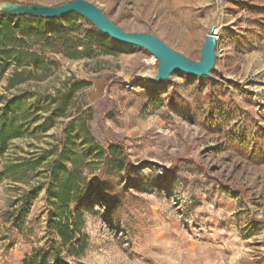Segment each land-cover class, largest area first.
<instances>
[{
	"label": "rangeland",
	"instance_id": "obj_1",
	"mask_svg": "<svg viewBox=\"0 0 264 264\" xmlns=\"http://www.w3.org/2000/svg\"><path fill=\"white\" fill-rule=\"evenodd\" d=\"M85 1L193 61L215 25L216 65L158 83L149 51L77 14L31 25L38 66L0 72L17 136L0 156V264H264V0ZM71 173L75 257L49 229V190Z\"/></svg>",
	"mask_w": 264,
	"mask_h": 264
},
{
	"label": "water",
	"instance_id": "obj_2",
	"mask_svg": "<svg viewBox=\"0 0 264 264\" xmlns=\"http://www.w3.org/2000/svg\"><path fill=\"white\" fill-rule=\"evenodd\" d=\"M71 14H77L86 19L100 33L126 44L137 46L149 51L158 61L157 72L153 80L162 83L170 79L175 72L186 73L195 77H210L215 68L218 37L217 27H211L201 50L199 61L174 51L162 39L151 33L127 32L112 22L98 5L85 1H67L58 6L43 4H22L13 1L0 2V15L14 17L33 16L42 19L55 20Z\"/></svg>",
	"mask_w": 264,
	"mask_h": 264
},
{
	"label": "trees",
	"instance_id": "obj_3",
	"mask_svg": "<svg viewBox=\"0 0 264 264\" xmlns=\"http://www.w3.org/2000/svg\"><path fill=\"white\" fill-rule=\"evenodd\" d=\"M53 21L48 19L37 18L33 16L14 17L0 15V72L4 73L9 63H14L17 70L29 65L38 66L39 55L31 50L34 45H27L32 38L30 26L36 22ZM23 32L24 35L17 36V32ZM38 44V43H36ZM32 60V61H31ZM0 73V74H1ZM17 73L16 77H21ZM13 79V78H12ZM18 80L16 85L21 84ZM4 111H8L7 107ZM16 129L13 127V121L5 115L0 116V156L4 155L6 144L9 140L16 138ZM55 174V173H54ZM73 173L67 174L58 186V190L50 189L51 200L58 207L61 206L60 217L53 218L49 225L51 234L61 241V247L68 249L70 256H80L84 251L85 245H80L79 236L83 225V214L80 211L70 213V216L64 218L62 213L68 209L74 202L75 193H73ZM30 264V263H27ZM55 264H67L57 259Z\"/></svg>",
	"mask_w": 264,
	"mask_h": 264
},
{
	"label": "bare ground",
	"instance_id": "obj_4",
	"mask_svg": "<svg viewBox=\"0 0 264 264\" xmlns=\"http://www.w3.org/2000/svg\"><path fill=\"white\" fill-rule=\"evenodd\" d=\"M155 74H156V71L154 72L153 77L155 76Z\"/></svg>",
	"mask_w": 264,
	"mask_h": 264
}]
</instances>
